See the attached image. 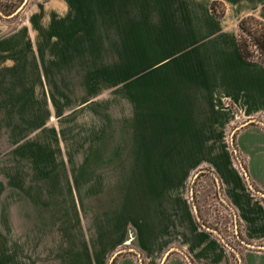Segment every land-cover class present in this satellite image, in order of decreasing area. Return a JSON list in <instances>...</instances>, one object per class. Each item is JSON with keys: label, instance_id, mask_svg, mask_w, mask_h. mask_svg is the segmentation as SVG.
<instances>
[{"label": "rangeland", "instance_id": "obj_1", "mask_svg": "<svg viewBox=\"0 0 264 264\" xmlns=\"http://www.w3.org/2000/svg\"><path fill=\"white\" fill-rule=\"evenodd\" d=\"M61 6L57 0H0V57L6 78L11 67H20L11 79L19 87L13 96L21 109L6 111L0 150V264H44L45 253L49 263L60 261L64 249L80 246V234L84 243L92 242L98 226L110 246L105 264L124 257L148 264L137 247L138 218L126 214L124 206L125 174L130 173L125 169H135L138 161L126 159L123 152L142 151L144 146L147 152L160 147L157 160H152L155 167L181 171L182 179L188 175L184 197L193 219L212 235L229 264H244L248 252L264 254V240L244 239L240 223L220 198L206 167L211 145L196 142L199 129L180 133L177 128L147 127L153 122L141 115L140 97L124 95L119 87L125 70L119 50L110 57L109 47L65 46L85 42L79 39L91 30L86 22L92 17L62 15ZM99 27L107 31L108 25ZM5 95L7 103L12 97L7 88ZM25 119L31 120L30 128L24 127ZM17 120L20 128L14 127ZM174 131L176 143L168 142ZM235 131L228 129L229 150ZM157 140L163 142L151 144ZM33 152L36 159L27 158ZM233 155L244 169L239 155ZM169 202L165 212L151 215L158 221L156 232L171 226ZM179 241L158 264H168L171 257L183 264H204L196 263Z\"/></svg>", "mask_w": 264, "mask_h": 264}, {"label": "crops", "instance_id": "obj_2", "mask_svg": "<svg viewBox=\"0 0 264 264\" xmlns=\"http://www.w3.org/2000/svg\"><path fill=\"white\" fill-rule=\"evenodd\" d=\"M57 1H61L62 15L92 17L86 22L91 23V30L79 39L85 42L65 46L109 47L110 57L114 52L116 57L119 50L125 69L119 87H123L124 95L140 97L141 115L144 117L146 113L153 122L147 127L177 128L180 133L199 129L196 142L211 145L206 167L218 186L220 198L223 196L226 207L240 223L244 239L255 243L264 240V64L242 58L238 42L239 23L244 18L252 16L264 22V0ZM214 3L219 10L224 9L223 17L214 14ZM103 22L108 25L107 31L99 27ZM106 37L107 40L102 39ZM27 46L31 47V43ZM3 57H0L1 152L6 111L21 110L13 96L19 87L11 79L20 67H11L10 78H6ZM6 88L12 95L7 103ZM20 121L17 120L15 128L21 127ZM24 127H31L30 119H25ZM231 127L236 128L235 151L226 146ZM175 133L168 142L176 143ZM142 136L144 140L145 135ZM161 141L150 142L157 145ZM159 148L154 146L147 152L143 151L144 146L142 151L123 152L126 159L138 161L135 169H125L130 173L125 174L124 205L126 214L132 212V217L138 218V249L148 264H158L163 253L167 257L171 254L173 249L169 246L179 239L180 247L196 263L229 264L212 235L201 230L193 219L184 197L188 175L182 179L181 171L166 172L152 163L160 154L155 151ZM36 157L37 152H33L27 158ZM166 200L171 202L167 203L171 226H163L161 232H156L158 221L151 215L165 212ZM154 202L156 206L152 207ZM98 227L92 242L84 243L80 234V246L75 244L70 251L64 249L57 262L49 263V255L45 253L44 264H105L104 256L110 246L106 233ZM244 258V264H264V254L259 252H248ZM117 264H137V261L124 257ZM168 264L183 262L171 257Z\"/></svg>", "mask_w": 264, "mask_h": 264}, {"label": "trees", "instance_id": "obj_3", "mask_svg": "<svg viewBox=\"0 0 264 264\" xmlns=\"http://www.w3.org/2000/svg\"><path fill=\"white\" fill-rule=\"evenodd\" d=\"M217 3L213 4V12L218 17H223L224 9H218ZM244 35L249 39H245ZM252 40V41H249ZM239 50L242 58L247 61H258L264 64V22L255 17H246L239 23Z\"/></svg>", "mask_w": 264, "mask_h": 264}, {"label": "water", "instance_id": "obj_4", "mask_svg": "<svg viewBox=\"0 0 264 264\" xmlns=\"http://www.w3.org/2000/svg\"><path fill=\"white\" fill-rule=\"evenodd\" d=\"M127 243H129V242H127Z\"/></svg>", "mask_w": 264, "mask_h": 264}]
</instances>
